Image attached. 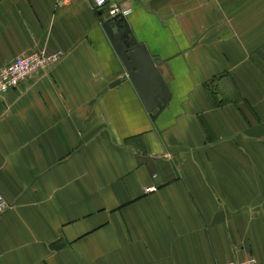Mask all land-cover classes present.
Here are the masks:
<instances>
[{
  "label": "crops",
  "instance_id": "crops-1",
  "mask_svg": "<svg viewBox=\"0 0 264 264\" xmlns=\"http://www.w3.org/2000/svg\"><path fill=\"white\" fill-rule=\"evenodd\" d=\"M106 1L162 60L153 118L105 10L0 0V67L64 51L0 97V264L264 262V0Z\"/></svg>",
  "mask_w": 264,
  "mask_h": 264
},
{
  "label": "water",
  "instance_id": "water-1",
  "mask_svg": "<svg viewBox=\"0 0 264 264\" xmlns=\"http://www.w3.org/2000/svg\"><path fill=\"white\" fill-rule=\"evenodd\" d=\"M117 55L119 56L128 78L141 97L152 118L161 112L170 98V90L158 68L162 60L153 55L142 42H139L126 17L118 13L106 17L102 22ZM117 83L114 82L113 85Z\"/></svg>",
  "mask_w": 264,
  "mask_h": 264
},
{
  "label": "built area",
  "instance_id": "built-area-1",
  "mask_svg": "<svg viewBox=\"0 0 264 264\" xmlns=\"http://www.w3.org/2000/svg\"><path fill=\"white\" fill-rule=\"evenodd\" d=\"M95 10H105L107 17H113L118 13L124 15V11L118 6H107L106 0H91ZM64 55L63 50H33L20 54L11 61L0 67V97L11 90H20L21 83L28 76L38 72L46 71L48 68L59 61ZM152 189L151 187L148 188ZM10 207L9 202L0 193V214H3ZM218 264H264L253 254L241 259H232L219 262Z\"/></svg>",
  "mask_w": 264,
  "mask_h": 264
},
{
  "label": "rangeland",
  "instance_id": "rangeland-1",
  "mask_svg": "<svg viewBox=\"0 0 264 264\" xmlns=\"http://www.w3.org/2000/svg\"><path fill=\"white\" fill-rule=\"evenodd\" d=\"M217 82H218V81H217ZM210 88H211V92H212L213 94H215V92L217 91L216 89L219 90V85H218V84H216V85L211 84V85H210Z\"/></svg>",
  "mask_w": 264,
  "mask_h": 264
}]
</instances>
